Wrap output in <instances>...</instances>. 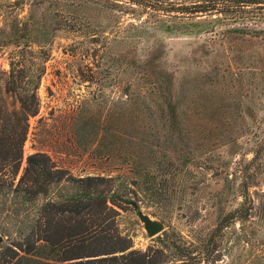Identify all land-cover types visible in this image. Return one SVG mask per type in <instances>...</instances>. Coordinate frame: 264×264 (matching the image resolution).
<instances>
[{"label":"rangeland","instance_id":"1","mask_svg":"<svg viewBox=\"0 0 264 264\" xmlns=\"http://www.w3.org/2000/svg\"><path fill=\"white\" fill-rule=\"evenodd\" d=\"M13 60L39 109L8 191L45 153L71 178L111 177L130 201L105 224L157 264H264V0H0L4 133L21 111ZM65 179L27 210L0 196L1 246L79 190Z\"/></svg>","mask_w":264,"mask_h":264},{"label":"trees","instance_id":"2","mask_svg":"<svg viewBox=\"0 0 264 264\" xmlns=\"http://www.w3.org/2000/svg\"><path fill=\"white\" fill-rule=\"evenodd\" d=\"M20 57L23 59L25 55ZM19 62H11L12 81L8 90L18 94L21 111L15 114L14 127H6L5 131L9 132L0 129V196L8 198L11 194L10 205L20 204L27 210L36 203L39 195L48 194L51 185L62 179L74 183L79 190L65 195L62 201L46 200L40 209L42 217L34 221L28 232L21 230L12 244L0 245V264H157V260L148 254L130 249L131 240L122 236L114 223L105 224L107 218L112 217L110 212L114 211L115 205L130 201L115 192H107L106 188L113 181L111 177L71 178L66 170L54 168L48 155L36 152L27 157L18 184L11 191L7 190L13 183L8 184L5 171L12 168L11 173L17 174L23 159L28 118L36 115L39 109L36 92H21L25 86L16 82L14 70ZM26 76L24 72L20 80ZM4 118L10 117L4 114ZM243 196L246 201L251 199L246 181L243 182ZM2 204L6 205L5 202ZM232 219L234 213L230 212L220 221L216 231L223 230ZM118 252L122 254L118 256ZM121 258L125 260L122 263Z\"/></svg>","mask_w":264,"mask_h":264},{"label":"water","instance_id":"3","mask_svg":"<svg viewBox=\"0 0 264 264\" xmlns=\"http://www.w3.org/2000/svg\"><path fill=\"white\" fill-rule=\"evenodd\" d=\"M138 217L144 223V228L150 236H154L163 229V223L153 220L148 214H145L142 210H137Z\"/></svg>","mask_w":264,"mask_h":264}]
</instances>
